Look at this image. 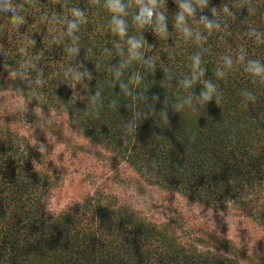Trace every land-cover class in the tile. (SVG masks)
Segmentation results:
<instances>
[{
	"label": "trees",
	"instance_id": "1",
	"mask_svg": "<svg viewBox=\"0 0 264 264\" xmlns=\"http://www.w3.org/2000/svg\"><path fill=\"white\" fill-rule=\"evenodd\" d=\"M12 2L14 7L23 3L21 14L26 16L27 23L19 33L13 34L7 21L0 17V92H15L26 103L44 110H63L74 127L85 129V136L96 144L103 143L104 149L128 163L148 182L193 202L213 207L239 204L242 200L245 206L258 202L264 189V84L253 83L252 77L243 71V65L238 64L223 80L216 81L222 95L217 105L212 101L205 107L199 106L196 113L187 108L175 113L169 106L168 122L160 113L165 97L173 103L189 94L188 91L177 93L176 82L164 79V69H171L176 79H182L190 73L189 56L197 51L195 45L185 42L174 29V15L178 11L174 0L167 3L160 0L158 9L168 17L167 37L154 34L147 27L137 29L133 24L135 7L129 8V15L124 17L130 25L129 36L144 35L148 43L144 45V54L152 56L157 65L155 73L145 76L141 85L129 86L134 93L148 96L150 104L152 96L159 95L155 112L146 119L144 110H150L145 105L135 108L131 97L120 95L118 82L109 71L111 65L126 57L111 43L119 38L105 31L112 14L102 7L103 0L99 3L73 0V6H80L87 16L79 32L78 57V62L94 77L90 82L85 81L89 84L87 91L65 76L68 67L74 65L63 52V46L53 42L61 26H55L57 31L46 36L47 29L39 22L42 14H62V0ZM125 2L135 6L136 0ZM224 3L235 16L223 13ZM213 7L221 8L216 19L222 22L223 30L213 32L204 44L208 50L202 55V67L206 69L204 79L215 82L214 74L223 55L235 57L243 48L246 59L264 62V44H257L246 33L250 28L264 31V0H210L202 13L197 10V18L200 15L212 18ZM30 38L36 41L34 47L29 43ZM120 43L126 50L124 40ZM21 47L27 49L33 60L28 68H20L22 76L15 74L17 60L23 55L19 51ZM106 48L110 51L106 52ZM37 67L43 70L46 80L35 85L39 95L30 103L31 94L21 91H28L27 82L22 80L35 79ZM129 68L125 80L132 71L143 74L138 62L134 61ZM202 83L203 78L192 91L198 94ZM96 87L103 91L105 100L99 115L73 124L75 113L82 112L87 104L80 100V95H92ZM244 89L257 96V101L249 102L247 108L241 106L240 92ZM113 99L117 101L114 108L109 107ZM132 117L138 125L137 133L129 134L124 144L123 124ZM14 139L0 135V264H238L208 252L187 250L129 210L102 205L99 200L89 208L76 207L56 216L49 215L43 211L42 193L36 187L44 188V180L33 169L25 149ZM154 159L156 171L150 174Z\"/></svg>",
	"mask_w": 264,
	"mask_h": 264
},
{
	"label": "rangeland",
	"instance_id": "2",
	"mask_svg": "<svg viewBox=\"0 0 264 264\" xmlns=\"http://www.w3.org/2000/svg\"><path fill=\"white\" fill-rule=\"evenodd\" d=\"M35 107L15 92H0V135L17 139L43 178L44 188L49 186L48 194L55 197L47 211L43 205L44 212L56 216L76 207L89 208L99 200L102 205L129 210L187 250L208 252L238 264H264V255L257 253L264 252V189L257 203L246 206L243 200L214 207L193 202L148 182L111 151L92 149L90 141L96 143L72 132L71 128H77L63 110ZM40 109L52 115V122L42 127ZM36 139L48 142L53 150L50 157L35 150ZM61 167L67 174L58 179L56 168Z\"/></svg>",
	"mask_w": 264,
	"mask_h": 264
},
{
	"label": "clouds",
	"instance_id": "3",
	"mask_svg": "<svg viewBox=\"0 0 264 264\" xmlns=\"http://www.w3.org/2000/svg\"><path fill=\"white\" fill-rule=\"evenodd\" d=\"M210 0H174V3L177 6L178 11L175 12L173 26L174 29L179 31L181 37L185 42H191L195 45L197 51L192 53L189 56V60L191 64L189 65L190 73L187 76H184L182 79H176L172 70L165 68L164 79L167 78L168 81L172 83L175 81V89L177 93L182 94L184 91H188L189 94L186 98L179 100L178 102H169V98L165 97L163 101L164 107L160 111L164 120L168 122V108L171 107V110L175 113H180L181 110L187 108L191 113H196L199 111V106H206L210 102L215 101V104L221 102L222 95L220 92V87L216 81L223 80L227 75L229 70L234 69L235 65H243V71L249 74L252 77L253 83L264 84V62L259 59H246L247 53L243 48H241L238 54L233 57L232 55H223L221 57V62L216 68L215 71V82L213 80L204 79L206 69L202 67V55L208 49L204 47L209 36L213 34V32H221L223 30V24L221 21L216 19L218 10L216 7L211 8V17L207 15H200L197 18V10H200L202 13L205 9L208 8ZM95 3H99V0H95ZM167 3V0H166ZM165 3V7H166ZM88 4L86 5V7ZM95 6V5H92ZM61 7L63 9L62 14H57L55 12L52 15L47 13L42 14L39 18L40 25H43L47 29V34L52 31H57V25L61 26L59 29V34L53 38V42L58 46H63V52L67 53L68 59L71 61V64L74 66H69L67 71L65 72V76H67L71 81H73L77 87V85H81L82 88L87 91L89 89V84L85 83V81H92L94 79L92 72L82 63L78 62V57L80 54V28L82 24L87 22L86 11L81 10L80 6H73V0H62ZM102 7L107 9L112 15L110 17L106 32H110L112 35L118 37V41H112L113 47L119 51L121 56H125L126 58L120 60L118 64L111 65L109 71L113 73L114 80L119 85L120 95L124 94L128 97H131L135 101V108L138 105H145V109L150 111L146 112L144 110L143 116L144 119L148 117V115H153L155 112V104L160 102L159 95L152 96V103L148 102V96H145L142 92L134 93L130 85L139 86L142 84L145 76L149 74H153L156 71L157 65L154 62V58L152 56H146L144 54V45L147 43L143 34L139 37L137 36H129L130 25L126 21L124 17L129 15V8L135 7V13L133 14V24L137 29L148 28L154 34H158L160 36L167 37L170 33L168 31V17L166 12L159 11L160 0H136L135 6L131 3L125 2V0H103ZM65 9L67 11H65ZM23 10V3H20L19 7H14L12 0H0V17L5 19L8 24V30L12 31L13 34L19 33V30L22 26H24L26 21V16L21 14ZM223 13L228 16H235V13L231 10L227 3L223 4L222 8ZM173 20V19H172ZM52 25L53 27H49ZM203 26V29L207 30L202 31L200 26ZM66 26V29L65 27ZM248 37L252 38L257 44H264V31H261L257 28H250L246 31ZM65 36L69 39L65 40ZM124 40L127 48L121 47L120 41ZM29 43L32 47L35 46L36 41L30 38ZM148 44V43H147ZM152 48V46L149 45ZM23 55L19 56L17 75H23L20 72V68H28L29 65L33 64L32 58L27 54V49L21 47L19 50ZM106 52L110 50L108 48L105 49ZM138 62L141 65V72L131 73L130 78L124 79L126 76L127 70H129V66L133 62ZM22 62V63H21ZM96 68L99 65H95ZM36 78L35 79H23L22 82H27L26 87L28 91L21 90L22 92H28L31 94L30 103L35 100V97L39 95V93L35 90V85L43 83L44 80V72L42 69L35 68ZM10 75V74H9ZM203 78L202 88L197 93L192 90L201 81ZM119 96V95H118ZM240 96L242 97L241 106L247 108L249 106V102L255 103L257 101V96L248 89H244L240 92ZM80 100L87 101L85 109L81 111H77L72 118L73 124L76 121L83 119L89 116H98L99 110L104 106V94L103 91L96 87L94 94L81 96ZM57 100H60L57 98ZM61 101V100H60ZM117 104V101L113 99L109 107L114 108ZM36 108V107H35ZM141 108V107H140ZM28 111V108L25 110V115ZM41 118H40V126L42 127L46 123L52 122V115H45L43 110L40 109ZM79 113V115H77ZM139 114V111H137ZM57 120L60 117L57 115ZM36 125V122L33 126ZM39 128V127H36ZM138 125L136 120L132 117L127 122L123 124V130L121 139L124 140V144L127 143L126 137L131 134L133 136L137 133ZM71 131L76 133L79 132L82 134L84 139L90 141L89 138L85 137V129L78 128L77 130ZM47 143H42L36 139L35 150L44 156H51L53 150L50 151ZM90 146L92 149H96L98 147H102L103 143L93 145L90 141ZM98 158V157H97ZM37 163L35 160L33 161ZM62 164L63 161L60 160ZM39 164V163H37ZM153 172L150 174H155L157 161L152 160ZM59 171L56 173V177L58 179L61 176L66 175L67 173L63 171V168H56ZM48 170L53 173V170ZM92 181L90 180L89 183ZM40 189L42 195L41 200L42 204L45 206L47 211L50 202L55 199V197L50 196L49 186L45 189L40 185L36 186ZM123 185L121 188L123 189ZM259 255H264V252H257Z\"/></svg>",
	"mask_w": 264,
	"mask_h": 264
}]
</instances>
